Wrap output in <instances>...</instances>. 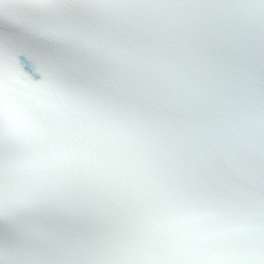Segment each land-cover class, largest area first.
<instances>
[{
  "label": "snow or ice",
  "instance_id": "1",
  "mask_svg": "<svg viewBox=\"0 0 264 264\" xmlns=\"http://www.w3.org/2000/svg\"><path fill=\"white\" fill-rule=\"evenodd\" d=\"M0 264H264V0H0Z\"/></svg>",
  "mask_w": 264,
  "mask_h": 264
}]
</instances>
